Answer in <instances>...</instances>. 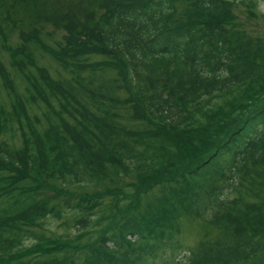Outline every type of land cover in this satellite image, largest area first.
Masks as SVG:
<instances>
[{"label":"trees","instance_id":"1","mask_svg":"<svg viewBox=\"0 0 264 264\" xmlns=\"http://www.w3.org/2000/svg\"><path fill=\"white\" fill-rule=\"evenodd\" d=\"M232 3L0 0V53L8 56L0 57V87L12 98L0 106V264H264V44L241 27ZM47 55L66 76L53 75ZM234 91L241 94L229 114L237 117L213 130L203 119L208 100ZM124 109L142 124L124 122ZM202 139L217 144L192 155ZM187 140L189 149L197 143L187 163L155 156L168 144L184 151ZM109 165L132 176L125 184L135 191L123 203L125 190L109 185L117 202L97 218L106 221L99 236L34 235L58 210L78 228L92 221L105 194L66 198L64 185L104 180ZM147 194L155 197L143 210ZM192 211L209 212L218 234L183 247L174 235Z\"/></svg>","mask_w":264,"mask_h":264},{"label":"rangeland","instance_id":"2","mask_svg":"<svg viewBox=\"0 0 264 264\" xmlns=\"http://www.w3.org/2000/svg\"><path fill=\"white\" fill-rule=\"evenodd\" d=\"M184 8V4H178V11ZM95 12L99 14L101 12L100 7H97L95 9ZM232 12L235 13V16L238 17V21L241 23V27L245 29L249 35H251L254 39H261V43L264 44V0H233L232 3ZM45 29L49 31H54L53 37H60L62 34H64L63 30L54 29L52 25H45ZM17 33H13V37L11 39V44L18 43V37L16 36ZM0 57L4 59L5 61H8V56L5 53V51H1ZM98 58V57H96ZM44 65H46L53 73L55 77L66 76L67 72L49 55L45 56L43 59ZM9 66V65H8ZM33 78L36 74H32ZM19 80L23 83H26L25 80L20 76ZM24 85H21V90L23 89ZM240 92L234 91L231 93H224V92H218L213 96V100H208V102H211V107L209 108V112L207 116L204 119L206 121V124L211 123L213 124L212 129L216 130L215 126L221 120L224 119H235L237 117V111L233 114H229L230 110H233L235 107H237L238 103V95H240ZM12 101L11 96H9L8 92L5 88L0 87V106H8L10 102ZM10 106V105H9ZM41 109L39 106L32 105L30 106L29 112L31 114H38L41 115ZM127 112L126 109L122 111V115L124 117V122L128 123L129 126L136 127L140 126L142 123L139 121L133 120L132 116L130 114L125 115ZM194 118L196 120H202L201 111L197 113H192ZM9 136V135H8ZM211 132L209 130H205L202 137H211ZM213 139V138H212ZM214 140V139H213ZM217 140V139H216ZM13 144L16 146H19L21 144L20 138L17 136L13 140ZM149 141V140H148ZM160 141H154V144H159ZM189 141L187 140V143H183L181 148L184 151H178L176 149V145L168 144L167 147L163 150L164 154H160L156 151L155 156L160 155L161 157H166L167 161L172 162H188L191 157L188 156L187 150L190 151L194 146L188 148ZM217 143L212 142L208 145H206V141L202 139V142H199L197 146L194 148L197 151H190L193 155V153H199L203 148L205 150V147H214ZM159 144L157 147L160 148ZM161 149V148H160ZM162 150V151H163ZM167 152V153H166ZM118 165L122 166L120 162H117ZM227 169V168H226ZM109 177L106 176L104 180H91L88 179L86 182H83L82 184H77L70 178H68V183L64 185V187H68L70 190L65 191L67 196L64 194L63 197L68 198L70 195V191H76V192H88V194H92L95 197L96 193H103L105 196H100L103 198L101 200V212L98 213V215H94L92 221L87 222L85 226L82 224H78V228L76 224L73 222L75 219L72 215L68 214L66 211H60L58 210L57 213L61 214L59 215H53L50 218H46L45 221H43L42 225L36 226L33 229L31 228V231L34 233L36 237H39L41 234L46 235H55V238H64L67 240L74 239L75 242L81 241V242H89L93 239H95L97 236L100 235L102 228L104 225H106V221L101 222L100 224H97V218H100V216H103L104 214L107 215L112 209V205L114 206V202H117L115 200V195L110 194L109 190H112V188H108L109 185H113L116 183V186L114 189H119L121 192L125 190V193L122 195H118L121 200L119 202L128 203L122 201L123 196L127 193L132 195V193L135 191L134 188H130V184H125L126 182L133 180L132 176L124 175L122 172H119L117 174L118 169L114 166L109 165ZM228 170V169H227ZM59 186L60 183L57 182ZM154 193H158V190L156 189ZM73 197V196H70ZM155 195L153 194H147L146 198L142 202L141 209L143 210H149L147 208H150L151 202H153L152 199H154ZM132 201V200H131ZM58 209H60L59 206H57ZM180 230L174 235L175 239H178L181 242V245L183 247L191 246L199 241L205 240L210 237H214L218 234L217 231V224H215L212 219L209 212L205 213H197L195 211L192 212H184L180 215V218L178 219ZM81 231H84L82 234H80ZM24 235V234H23ZM26 238V236H24ZM29 242V241H28ZM63 257V255H60V259ZM167 257V256H166ZM262 258H264V254L262 255ZM164 259V258H163ZM49 261L57 262L58 259L54 257H46V260L44 264H50ZM68 264H82L81 258H77L76 261H70ZM153 264H173V261L165 263L162 258H158L154 261Z\"/></svg>","mask_w":264,"mask_h":264}]
</instances>
